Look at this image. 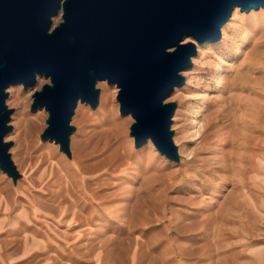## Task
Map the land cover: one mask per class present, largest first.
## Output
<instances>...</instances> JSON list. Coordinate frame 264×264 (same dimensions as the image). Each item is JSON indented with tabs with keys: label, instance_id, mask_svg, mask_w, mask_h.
<instances>
[{
	"label": "rangeland",
	"instance_id": "374dc122",
	"mask_svg": "<svg viewBox=\"0 0 264 264\" xmlns=\"http://www.w3.org/2000/svg\"><path fill=\"white\" fill-rule=\"evenodd\" d=\"M68 1L45 35L72 26ZM4 72L0 264H264V6L232 7L180 69L160 102L167 152L136 143L115 80L88 72L90 96L71 102L59 137L52 74Z\"/></svg>",
	"mask_w": 264,
	"mask_h": 264
},
{
	"label": "water",
	"instance_id": "95a60500",
	"mask_svg": "<svg viewBox=\"0 0 264 264\" xmlns=\"http://www.w3.org/2000/svg\"><path fill=\"white\" fill-rule=\"evenodd\" d=\"M59 1L0 0L4 82L32 83L35 69L52 74L55 92L44 101L54 113L48 135L61 137L69 106L78 98L74 88L89 97L88 72L93 70L122 86V110L133 111L142 124L134 133L152 134L167 152L163 127L168 118L156 101L169 92L164 91L168 78L183 68L189 48L165 49L184 35L213 34L216 22L238 0H69L66 17L72 26L50 37L45 31ZM69 33L85 51L70 45ZM1 125L0 120V134ZM0 161L8 162L1 144Z\"/></svg>",
	"mask_w": 264,
	"mask_h": 264
},
{
	"label": "bare ground",
	"instance_id": "6f19581e",
	"mask_svg": "<svg viewBox=\"0 0 264 264\" xmlns=\"http://www.w3.org/2000/svg\"><path fill=\"white\" fill-rule=\"evenodd\" d=\"M235 5L241 6L243 9L246 10V9L251 8V7L256 8V7H259V6H264V0H238V1L234 2V3H232L228 7V9H226V11L224 12L223 17L216 22V26H215V30H214L213 34H210V35H208L206 37H199V36H196V35H192L191 36L192 37L191 40L188 41V42H185V43L180 41V40L176 41V43L174 44V50H177V49H179L180 47H183V46L189 48V50L187 51L186 57H185L184 64H183L184 66H182V67H185V66L189 65L192 55L196 52L198 44L206 42V41H209V40H212V39H215V38L220 36V28L223 25V22L229 17L231 9ZM179 71H180V68L174 70L170 74V76L168 78V82H167L166 87L164 89L165 92L170 91L174 87V85L178 84V82L180 81V73H179ZM74 89L76 90V95L78 97L82 96V92H81V90L78 87H75ZM156 102H157V107H159L161 100L157 99ZM123 107H124V103H122V108ZM132 113H133V111L131 112V114ZM194 121H195L194 123H197V120H194ZM141 126H142V124L140 122H138V128L139 129H141ZM167 129H168V119H165L164 127H163V130H164L163 134H164V139L168 142L169 141V136H168V134L166 132ZM145 137H150L152 139L153 143L155 144V146L160 151H163V148L160 145V142H158L152 134H147V135L144 134V135H142V134L139 133V131L136 132L135 133L136 143H138V144L141 143L145 139Z\"/></svg>",
	"mask_w": 264,
	"mask_h": 264
}]
</instances>
